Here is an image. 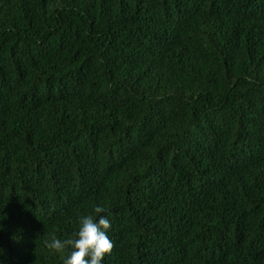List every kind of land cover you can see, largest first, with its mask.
<instances>
[{
    "label": "trees",
    "instance_id": "16d2710c",
    "mask_svg": "<svg viewBox=\"0 0 264 264\" xmlns=\"http://www.w3.org/2000/svg\"><path fill=\"white\" fill-rule=\"evenodd\" d=\"M87 215L102 264H264V0H0V264Z\"/></svg>",
    "mask_w": 264,
    "mask_h": 264
},
{
    "label": "clouds",
    "instance_id": "9594fccd",
    "mask_svg": "<svg viewBox=\"0 0 264 264\" xmlns=\"http://www.w3.org/2000/svg\"><path fill=\"white\" fill-rule=\"evenodd\" d=\"M94 211L101 214L105 208L97 206ZM110 227L111 222L106 216L100 215L96 220L93 215H87L80 219L78 230L69 238L61 240L52 235L50 240H45V246L57 253L70 247L72 251L64 264H102L105 255L114 248V242L107 235Z\"/></svg>",
    "mask_w": 264,
    "mask_h": 264
}]
</instances>
